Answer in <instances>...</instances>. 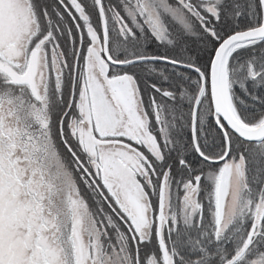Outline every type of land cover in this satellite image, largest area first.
<instances>
[{
    "label": "snow or ice",
    "instance_id": "1",
    "mask_svg": "<svg viewBox=\"0 0 264 264\" xmlns=\"http://www.w3.org/2000/svg\"><path fill=\"white\" fill-rule=\"evenodd\" d=\"M0 264H264V0H0Z\"/></svg>",
    "mask_w": 264,
    "mask_h": 264
},
{
    "label": "rangeland",
    "instance_id": "2",
    "mask_svg": "<svg viewBox=\"0 0 264 264\" xmlns=\"http://www.w3.org/2000/svg\"><path fill=\"white\" fill-rule=\"evenodd\" d=\"M89 2H90V0H89ZM202 183H204L203 181H202ZM182 191V190H181ZM202 195H204L203 193H202ZM205 202H206V197H205Z\"/></svg>",
    "mask_w": 264,
    "mask_h": 264
}]
</instances>
